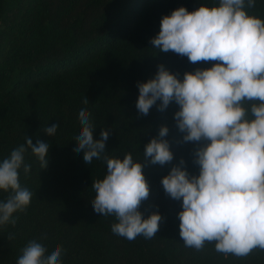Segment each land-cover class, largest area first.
<instances>
[{
  "label": "trees",
  "instance_id": "trees-1",
  "mask_svg": "<svg viewBox=\"0 0 264 264\" xmlns=\"http://www.w3.org/2000/svg\"><path fill=\"white\" fill-rule=\"evenodd\" d=\"M219 0H0V162L20 146L26 148L19 182L32 193L30 204L13 213L15 225H0V264H17L29 241L46 248L59 245L61 264H264V251L246 257L225 256L206 242L203 249L186 247L180 237L182 199H172L162 178L173 166L198 175L197 144L185 142L174 114V101L160 111L157 101L147 115L136 102L139 83L155 77L158 66L183 79L184 73L210 68L213 62L193 64L186 56L154 48L164 16L181 6L193 11ZM250 14L264 19V0ZM85 98L88 103L84 104ZM86 109L94 126L93 138L109 130L105 152L87 165L83 152L74 151ZM57 124L49 136L44 129ZM169 129L173 160L152 164L145 147ZM31 138L49 144L47 166L27 145ZM131 153L143 166L149 196L141 202L143 218L159 212L162 219L152 238L128 240L112 232L114 215L93 209L92 183L106 175L104 157ZM0 189V202L12 195ZM9 237H11L9 239Z\"/></svg>",
  "mask_w": 264,
  "mask_h": 264
},
{
  "label": "clouds",
  "instance_id": "clouds-1",
  "mask_svg": "<svg viewBox=\"0 0 264 264\" xmlns=\"http://www.w3.org/2000/svg\"><path fill=\"white\" fill-rule=\"evenodd\" d=\"M255 6L256 0H219L193 11L181 6L164 16L159 34L152 39L154 48L186 56L193 64H213L185 72L182 80L160 65L154 78L138 84L136 102L138 111L147 115L158 100L160 111L174 101L179 105L174 118L183 140L197 144L198 175L190 176L181 167L185 163L181 159L162 178L165 192L172 199H182L178 215L185 246L201 250L206 242H214L217 252L238 258L255 249L264 251V19L249 13ZM79 120L82 128L74 151H82L89 165L105 152L109 130L102 129L101 138L94 140L86 109L79 111ZM57 128L53 124L44 130L52 136ZM168 131L162 125L159 138H152L145 147L144 155L152 164L173 160L164 139ZM26 143L41 168L46 167L49 144L37 141L34 145L31 138ZM25 151L22 145L0 162V189L13 193L0 202V225H15L13 213L31 202L32 193L19 182V169L23 166L27 173L31 167L25 163ZM104 159L106 175L92 183L94 211L114 215L118 222L112 232L119 236L152 238L162 217L153 212L143 218L139 211L150 191L142 163L134 161L131 153L122 159ZM22 253L17 264H61L59 245L46 256V248L32 240Z\"/></svg>",
  "mask_w": 264,
  "mask_h": 264
}]
</instances>
